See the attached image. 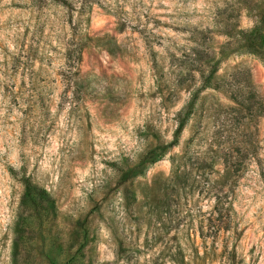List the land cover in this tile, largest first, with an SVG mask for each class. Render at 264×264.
<instances>
[{
    "label": "rangeland",
    "instance_id": "rangeland-1",
    "mask_svg": "<svg viewBox=\"0 0 264 264\" xmlns=\"http://www.w3.org/2000/svg\"><path fill=\"white\" fill-rule=\"evenodd\" d=\"M263 36L264 0H0V264H264Z\"/></svg>",
    "mask_w": 264,
    "mask_h": 264
},
{
    "label": "trees",
    "instance_id": "trees-1",
    "mask_svg": "<svg viewBox=\"0 0 264 264\" xmlns=\"http://www.w3.org/2000/svg\"><path fill=\"white\" fill-rule=\"evenodd\" d=\"M263 40H264V36H263ZM207 80H209L207 82H211V79H207ZM194 105H195V96L192 98L188 106V112L185 111L186 113H184L183 115L182 114L179 115V118H178L179 124L177 126V129L175 130L173 140H171L170 142L164 141L161 133H159L157 130L153 128L149 129L147 133V139H146V143H147L146 149L152 147L155 144L156 146L150 149L147 153L145 152L140 153L137 156L135 161L129 162L128 160H126V162H128V164H132V166L129 167L127 164L126 165L128 166L127 169H125V167H120L119 169L120 170V180L122 182L128 183V182L135 180L139 176H143L145 174L146 169L150 165L155 164L158 161H160L161 158L164 156V154L167 152V150L179 144L182 132L187 124V120L189 116L192 113V109L194 108ZM193 144H194V140L191 139L188 145V148L185 151V154L178 159H174L173 166L175 167V172H174L175 177L181 178V176L178 175V172H179V168L183 164L184 166L188 164H194V163L196 165V164L204 162V158L200 159L198 156L195 155V152L194 153L190 152V147H192ZM218 158H220L219 155L213 157V159L215 160L214 162H217V160H219ZM222 166H223V174H222L223 180L222 181H223V184H226L229 181V179H231L234 176V173L232 169L228 166L227 159L224 160V163L222 164ZM22 182L24 185L25 203L29 204L30 207L36 213H38L39 216H42V213H46L52 216L54 219L58 218L59 211L57 207V202L55 198L53 197V195L50 192H48L45 188L39 186V184L34 182L30 177H25V176L22 177ZM224 202H225L224 199H221L219 197L216 198L214 214L220 213L219 210L220 208H223L225 204ZM148 205L153 207L155 210H158L161 208V204L160 203L157 204L156 201L154 202L153 199L149 200ZM200 238L202 240V243L206 244L205 234L202 228L200 232ZM195 244L196 243L194 242V246ZM181 248L182 247H180L178 257L182 264H186V257L184 256V252ZM17 252H18V244L15 243V259L16 260H17ZM195 252H196L195 253L196 256L199 258L200 257L199 252L196 247H195Z\"/></svg>",
    "mask_w": 264,
    "mask_h": 264
}]
</instances>
